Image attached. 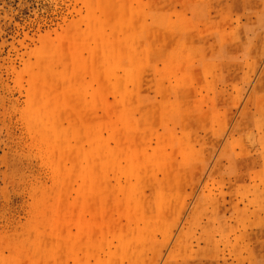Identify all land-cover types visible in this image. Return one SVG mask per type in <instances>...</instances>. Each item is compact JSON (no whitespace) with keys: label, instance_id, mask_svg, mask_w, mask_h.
<instances>
[{"label":"rangeland","instance_id":"obj_1","mask_svg":"<svg viewBox=\"0 0 264 264\" xmlns=\"http://www.w3.org/2000/svg\"><path fill=\"white\" fill-rule=\"evenodd\" d=\"M0 264H264V0H0Z\"/></svg>","mask_w":264,"mask_h":264}]
</instances>
